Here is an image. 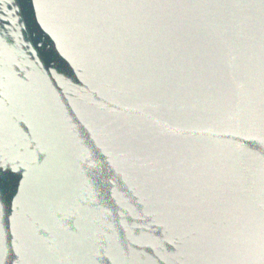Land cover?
I'll list each match as a JSON object with an SVG mask.
<instances>
[{"label":"water","instance_id":"1","mask_svg":"<svg viewBox=\"0 0 264 264\" xmlns=\"http://www.w3.org/2000/svg\"><path fill=\"white\" fill-rule=\"evenodd\" d=\"M0 264H264V0H0Z\"/></svg>","mask_w":264,"mask_h":264},{"label":"snow or ice","instance_id":"2","mask_svg":"<svg viewBox=\"0 0 264 264\" xmlns=\"http://www.w3.org/2000/svg\"><path fill=\"white\" fill-rule=\"evenodd\" d=\"M0 198H2V193H0Z\"/></svg>","mask_w":264,"mask_h":264}]
</instances>
